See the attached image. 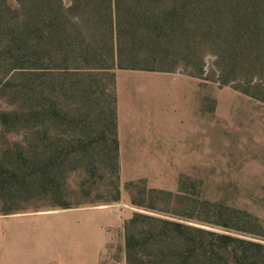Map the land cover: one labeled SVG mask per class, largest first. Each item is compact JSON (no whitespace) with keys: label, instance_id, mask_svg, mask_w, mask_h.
<instances>
[{"label":"rangeland","instance_id":"obj_1","mask_svg":"<svg viewBox=\"0 0 264 264\" xmlns=\"http://www.w3.org/2000/svg\"><path fill=\"white\" fill-rule=\"evenodd\" d=\"M71 1L59 44L35 28L33 0H0V264L28 259L38 218L59 217L66 241L92 212L231 234L260 244L264 264V0H193L213 16L192 18L165 71L114 66L103 43L84 55ZM35 157L51 166L37 186ZM121 229H107L110 264L124 259Z\"/></svg>","mask_w":264,"mask_h":264},{"label":"trees","instance_id":"obj_2","mask_svg":"<svg viewBox=\"0 0 264 264\" xmlns=\"http://www.w3.org/2000/svg\"><path fill=\"white\" fill-rule=\"evenodd\" d=\"M167 1L173 4L171 12L170 6H165ZM33 2L37 17L35 28L46 34L44 24L50 31L48 37L53 38L55 32L61 44L66 32L57 24L65 16L64 0ZM76 6L82 11L77 17L74 41L84 55H97L103 43L110 51L114 66L158 71L174 69L178 54L172 46L189 41L192 26L196 24L192 18L209 17L213 13L210 11L213 6L200 9L193 0H72L68 9ZM135 34L144 37L142 43L151 49L145 51L143 46L138 47ZM134 48L142 49V56ZM114 153L119 170V147H114ZM45 159L35 157L33 161L34 167H39L31 175L34 186L47 183L50 176L51 166L41 165ZM125 239L127 264H260L255 247L263 248L231 234L145 213H135L125 223Z\"/></svg>","mask_w":264,"mask_h":264},{"label":"crops","instance_id":"obj_3","mask_svg":"<svg viewBox=\"0 0 264 264\" xmlns=\"http://www.w3.org/2000/svg\"><path fill=\"white\" fill-rule=\"evenodd\" d=\"M109 215L92 212L81 216L80 221L72 222L66 241L62 240L63 235L57 219L59 217L38 218L34 226L28 228L31 239L28 246L23 248L28 259L13 264H110L108 258L113 252L110 244H114L115 235L107 229L111 224L121 227L125 245L126 219L115 223ZM17 231L13 228L9 235L14 237ZM2 232L0 229L3 236ZM122 264H127L126 250Z\"/></svg>","mask_w":264,"mask_h":264}]
</instances>
